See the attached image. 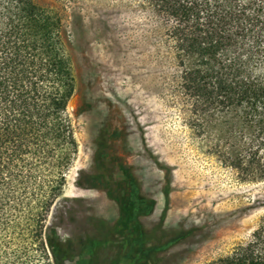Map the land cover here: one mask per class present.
Segmentation results:
<instances>
[{"label": "rangeland", "instance_id": "obj_1", "mask_svg": "<svg viewBox=\"0 0 264 264\" xmlns=\"http://www.w3.org/2000/svg\"><path fill=\"white\" fill-rule=\"evenodd\" d=\"M34 2L59 20L74 82L77 153L47 217L48 264H204L246 242L264 215V181L220 163L215 118L206 133L190 128L162 19L133 0ZM124 195L140 211L143 248L122 228ZM30 258L43 264L33 246Z\"/></svg>", "mask_w": 264, "mask_h": 264}, {"label": "trees", "instance_id": "obj_2", "mask_svg": "<svg viewBox=\"0 0 264 264\" xmlns=\"http://www.w3.org/2000/svg\"><path fill=\"white\" fill-rule=\"evenodd\" d=\"M133 1L165 24L190 128L206 133L215 118L221 136L210 150L240 181L263 182L264 0ZM73 93L59 20L34 0H0V264H29L32 246L49 263L47 217L77 153ZM130 185L139 198L136 182ZM118 202L122 228L134 229L143 248L132 222L140 211L129 196ZM204 264H264V215L246 242Z\"/></svg>", "mask_w": 264, "mask_h": 264}]
</instances>
